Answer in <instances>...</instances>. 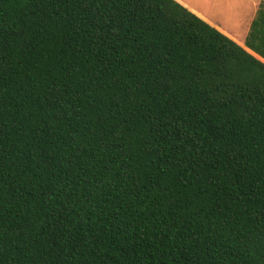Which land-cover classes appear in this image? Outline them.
Returning a JSON list of instances; mask_svg holds the SVG:
<instances>
[{
    "label": "trees",
    "instance_id": "1",
    "mask_svg": "<svg viewBox=\"0 0 264 264\" xmlns=\"http://www.w3.org/2000/svg\"><path fill=\"white\" fill-rule=\"evenodd\" d=\"M244 45L176 0H0V264H264V0Z\"/></svg>",
    "mask_w": 264,
    "mask_h": 264
},
{
    "label": "rangeland",
    "instance_id": "2",
    "mask_svg": "<svg viewBox=\"0 0 264 264\" xmlns=\"http://www.w3.org/2000/svg\"><path fill=\"white\" fill-rule=\"evenodd\" d=\"M188 9L201 14L223 33L243 41L246 26L255 5L261 0H178ZM259 57V56H258Z\"/></svg>",
    "mask_w": 264,
    "mask_h": 264
},
{
    "label": "crops",
    "instance_id": "3",
    "mask_svg": "<svg viewBox=\"0 0 264 264\" xmlns=\"http://www.w3.org/2000/svg\"><path fill=\"white\" fill-rule=\"evenodd\" d=\"M176 1H178V0H176ZM178 2L182 4L181 1H178ZM182 5H184V3H183ZM257 9H258V7H257V4H256L255 7H254V9H253V12H252L251 15H250L249 21H248V23H247L246 31H245L244 37H246V35L248 34V31H249V28H250V24H251L253 18L255 17V14H256ZM189 10H191V11L194 12L196 15H198L199 17H201L202 19H204V20L206 21V19H205L201 14H199L198 12H195V11L192 10V9H189ZM208 23H209V22H208ZM209 24H210V23H209ZM212 26H213V25H212ZM214 27H215V26H214ZM216 28H217V27H216ZM217 29H218V28H217ZM218 30H219V29H218ZM221 32H222V31H221ZM222 33H223V32H222ZM224 34H225V33H224ZM226 35L229 36V37H231L232 39H234L237 43H239V44L242 45L243 47H245L246 50H248L249 52H251V53H253L254 55H256L254 52H252L249 48H247V47L244 45V42H242L241 40L236 39L234 35L229 34V33H226ZM244 39H245V38H243V41H244ZM256 56L258 57V55H256ZM258 58H260V57H258Z\"/></svg>",
    "mask_w": 264,
    "mask_h": 264
}]
</instances>
